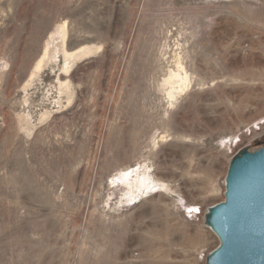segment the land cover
Listing matches in <instances>:
<instances>
[{
    "label": "rangeland",
    "instance_id": "rangeland-1",
    "mask_svg": "<svg viewBox=\"0 0 264 264\" xmlns=\"http://www.w3.org/2000/svg\"><path fill=\"white\" fill-rule=\"evenodd\" d=\"M262 144L264 0H0V264H205Z\"/></svg>",
    "mask_w": 264,
    "mask_h": 264
},
{
    "label": "water",
    "instance_id": "water-1",
    "mask_svg": "<svg viewBox=\"0 0 264 264\" xmlns=\"http://www.w3.org/2000/svg\"><path fill=\"white\" fill-rule=\"evenodd\" d=\"M223 196L204 215L218 238L205 264H264V144L232 156Z\"/></svg>",
    "mask_w": 264,
    "mask_h": 264
},
{
    "label": "bare ground",
    "instance_id": "bare-ground-1",
    "mask_svg": "<svg viewBox=\"0 0 264 264\" xmlns=\"http://www.w3.org/2000/svg\"><path fill=\"white\" fill-rule=\"evenodd\" d=\"M61 32H62V35H63V39L66 35V32H65V24H63V26L61 27ZM62 47V46H61ZM63 52H64V55L67 57L70 55L69 52H67V50L64 48V42H63ZM45 54V53H44ZM38 65L36 66V68H39L40 67V63H41V59H39V61L37 62ZM171 71V70H170ZM171 75L168 77V79L166 80L167 82H173L175 84L178 85L179 89L180 90H183V88H185L188 84V75L183 67V65L178 61V64H177V70L176 71H172L170 72ZM166 82V83H167ZM168 84V83H167ZM171 87V86H170ZM170 90H172V88H170ZM174 91V90H173ZM173 95V94H172Z\"/></svg>",
    "mask_w": 264,
    "mask_h": 264
}]
</instances>
